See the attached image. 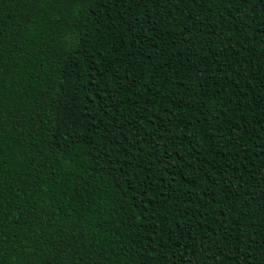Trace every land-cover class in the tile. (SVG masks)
Wrapping results in <instances>:
<instances>
[{
    "label": "trees",
    "instance_id": "trees-1",
    "mask_svg": "<svg viewBox=\"0 0 264 264\" xmlns=\"http://www.w3.org/2000/svg\"><path fill=\"white\" fill-rule=\"evenodd\" d=\"M0 264H264V0H0Z\"/></svg>",
    "mask_w": 264,
    "mask_h": 264
}]
</instances>
